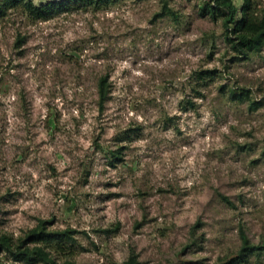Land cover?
<instances>
[{
	"label": "rangeland",
	"instance_id": "obj_1",
	"mask_svg": "<svg viewBox=\"0 0 264 264\" xmlns=\"http://www.w3.org/2000/svg\"><path fill=\"white\" fill-rule=\"evenodd\" d=\"M229 1L241 22L247 0ZM221 4L113 0L32 20L2 3L0 238L75 231L50 249L57 264H221L242 232L264 242V44L236 52ZM0 264L24 263L0 250Z\"/></svg>",
	"mask_w": 264,
	"mask_h": 264
},
{
	"label": "trees",
	"instance_id": "obj_2",
	"mask_svg": "<svg viewBox=\"0 0 264 264\" xmlns=\"http://www.w3.org/2000/svg\"><path fill=\"white\" fill-rule=\"evenodd\" d=\"M113 0H67L66 2L48 3L36 6L30 0H0V10H3L2 3L5 8L23 7L26 14L32 20L47 19L55 12L63 9L71 8L73 10L86 9L88 6H94L100 9L102 6L111 4ZM217 3L222 2L220 7H225L230 12L226 25L229 29L233 27L230 34L234 37L230 38V42L234 50L244 54L249 48H256L264 44V17L258 18L252 12V2L247 0L244 7V17L241 22L236 21L237 8L232 5L229 0H216ZM221 9V8H220ZM230 30V29H229ZM109 92L107 78H102L99 83V93L101 103H104ZM73 230L66 231H50L47 229L46 222H41L38 226L30 229L25 237L14 241L11 236L4 235L0 238V250L10 253L16 262L24 264H57L51 256L50 249L61 251L63 244L73 242ZM242 248L229 260L221 264H247L249 257L255 253L264 255V242L259 245H252L242 232ZM65 264H72L66 262ZM130 264V263H126Z\"/></svg>",
	"mask_w": 264,
	"mask_h": 264
}]
</instances>
